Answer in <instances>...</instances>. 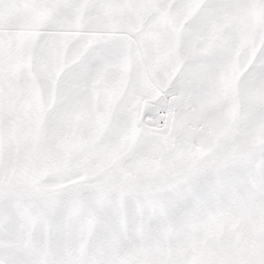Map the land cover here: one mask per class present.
Instances as JSON below:
<instances>
[{
  "label": "snow or ice",
  "instance_id": "1",
  "mask_svg": "<svg viewBox=\"0 0 264 264\" xmlns=\"http://www.w3.org/2000/svg\"><path fill=\"white\" fill-rule=\"evenodd\" d=\"M0 264H264V0H0Z\"/></svg>",
  "mask_w": 264,
  "mask_h": 264
}]
</instances>
